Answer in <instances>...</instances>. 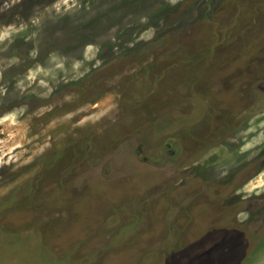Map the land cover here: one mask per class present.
Segmentation results:
<instances>
[{
	"label": "rangeland",
	"instance_id": "1",
	"mask_svg": "<svg viewBox=\"0 0 264 264\" xmlns=\"http://www.w3.org/2000/svg\"><path fill=\"white\" fill-rule=\"evenodd\" d=\"M0 264H264V0H0Z\"/></svg>",
	"mask_w": 264,
	"mask_h": 264
}]
</instances>
